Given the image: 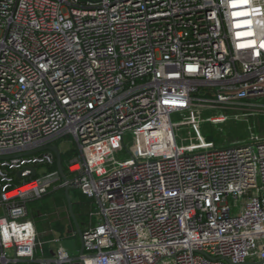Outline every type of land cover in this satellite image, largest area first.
Returning a JSON list of instances; mask_svg holds the SVG:
<instances>
[{
    "label": "built area",
    "instance_id": "built-area-1",
    "mask_svg": "<svg viewBox=\"0 0 264 264\" xmlns=\"http://www.w3.org/2000/svg\"><path fill=\"white\" fill-rule=\"evenodd\" d=\"M251 118L264 0H0V264H264V139L201 134ZM64 137L67 181L26 155ZM66 187L101 219L47 256L30 203Z\"/></svg>",
    "mask_w": 264,
    "mask_h": 264
},
{
    "label": "rangeland",
    "instance_id": "rangeland-1",
    "mask_svg": "<svg viewBox=\"0 0 264 264\" xmlns=\"http://www.w3.org/2000/svg\"><path fill=\"white\" fill-rule=\"evenodd\" d=\"M216 115H218L216 112H207L204 114L205 117ZM172 120L175 124L182 122V118L179 115H174ZM249 126L253 127V133L257 134L261 139H264V119L257 118H251L248 122L245 119H241L240 121L230 120L226 123L217 125L204 123L201 126V134L207 142L215 143L217 147H228L234 141L249 139ZM189 132L190 128L187 126L183 128H180L179 126L176 127V133L180 137L179 144H182L181 139L189 138ZM56 144L59 145L61 152L75 150L76 148V144L71 137H64L58 140ZM117 149L119 150L117 154L119 160L123 161L129 157V155H126V152L123 149L120 150L119 147ZM57 198H59V196H57ZM48 201L49 199L45 197L37 199L30 203V209L33 207L42 209V207L45 206ZM51 201L55 207L54 213L50 216L42 215L40 222L41 226L40 223H37V226L42 229L40 237L42 240L46 241V254L48 256L50 255V251H55V245L50 243L55 238L61 239L62 245L66 249L70 250V252L73 254H76L78 252V248H81V240L77 236L73 237L75 231L68 223V211L63 206L59 207V203L55 196L51 198L50 202ZM73 203L80 205L83 204L82 215L79 217L83 228H86L87 225H95L101 219L100 216L95 214L97 212L95 203L91 204L85 200H82L81 198H74Z\"/></svg>",
    "mask_w": 264,
    "mask_h": 264
},
{
    "label": "trees",
    "instance_id": "trees-1",
    "mask_svg": "<svg viewBox=\"0 0 264 264\" xmlns=\"http://www.w3.org/2000/svg\"><path fill=\"white\" fill-rule=\"evenodd\" d=\"M75 154H76V151L75 150H70L69 152L64 153L63 156H62L63 167H64L65 173L67 175H68V169H67L68 161L72 157H74ZM53 169H56V167L53 168ZM70 194H71L72 201L74 200V198H76V199L77 198H81L82 200H85V201L89 202V200H87L86 197L83 196L81 194V192H79L78 190L72 189ZM53 196H55L56 200L58 201L59 207H62L63 206L68 211V205H67V200H66V195H65L64 189L51 190L48 194H46V195L43 196L45 198H48L49 201H48V203L45 206L42 207V209H39V208H36V207H33L31 209L32 210V214H33V218H34L35 223H36V226H37V223H40L41 222V216L42 215L43 216H45V215L50 216V215H52L54 213L55 207L53 206L52 201L50 202V200H51V198ZM57 196H59V198H57ZM82 205H80V204H74V210H75V213H76L78 219L82 215V211H83L82 210ZM79 222L81 223L80 219H79ZM72 225L74 227L73 222H72ZM40 226H41V223H40ZM37 229H38L39 232H42V229L39 228L38 226H37Z\"/></svg>",
    "mask_w": 264,
    "mask_h": 264
},
{
    "label": "water",
    "instance_id": "water-1",
    "mask_svg": "<svg viewBox=\"0 0 264 264\" xmlns=\"http://www.w3.org/2000/svg\"><path fill=\"white\" fill-rule=\"evenodd\" d=\"M42 151H51L55 154L56 156V160H57V169H58V172L59 174L61 175V177L63 178L64 181H67V175L65 173V170H64V167H63V161H62V152L59 148L58 145H47V146H44L40 149H37V150H34L32 152H29L27 153L26 155H31V154H37V153H40ZM33 175H35V170L33 169ZM17 177L18 178H21V173H18L17 174ZM71 188L70 187H66L65 188V195H66V200H67V205H68V213L70 215V218L74 224V227L76 228L78 234H79V237H80V240H81V250L83 251L84 250V247H83V230L81 228V225H80V222L78 220V217L75 213V210H74V203L72 201V198H71ZM246 264H252V263H246Z\"/></svg>",
    "mask_w": 264,
    "mask_h": 264
},
{
    "label": "crops",
    "instance_id": "crops-1",
    "mask_svg": "<svg viewBox=\"0 0 264 264\" xmlns=\"http://www.w3.org/2000/svg\"><path fill=\"white\" fill-rule=\"evenodd\" d=\"M56 145H58V144H56ZM58 146H59V145H58ZM64 191H65V189H64ZM84 198H85V197H84ZM86 199L89 200V203L94 204V202H93L92 200H90V199H88V198H86ZM67 216H68V223L72 226L73 230L77 233L76 236L79 237V234H78L76 228L73 227V225H72V220H71V218H70L69 213H67ZM78 220H79V219H78ZM80 225H81V223H80ZM91 226H93V225H87L86 228H83L82 225H81V228H82L83 231H85V230L89 229V227H91ZM36 228H37V226H36ZM37 231H38V229H37ZM38 232H39V231H38ZM39 233H41V232H39ZM79 238H80V237H79ZM81 246H82V244H81ZM78 249H81V248H78ZM44 250H45V246H44ZM45 251H46V250H45Z\"/></svg>",
    "mask_w": 264,
    "mask_h": 264
}]
</instances>
